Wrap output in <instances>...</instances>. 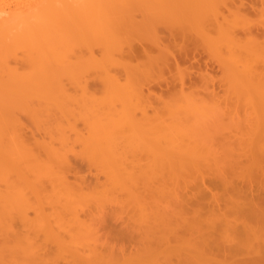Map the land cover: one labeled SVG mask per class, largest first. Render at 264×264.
<instances>
[{"label": "bare ground", "instance_id": "1", "mask_svg": "<svg viewBox=\"0 0 264 264\" xmlns=\"http://www.w3.org/2000/svg\"><path fill=\"white\" fill-rule=\"evenodd\" d=\"M29 1H20V3L23 4V6L25 2L29 5ZM2 2L3 1L0 0V55L5 51V49L9 50L10 48H13V51H17L16 48L25 47L24 49L26 50V52L28 50L29 52L36 54L35 58H37V60H35L34 63V74H32L33 72L30 71L32 74L29 75L31 76V80L26 79V76L23 75L24 72L22 74L23 76L19 74L23 77H19L20 80H18L16 78L17 76L15 75H13V77L10 76L11 80L10 77H8L10 81L13 82L12 79H14V83L18 84L14 86V83L10 82V84L14 86V88H11V85L3 80L2 74L4 72L6 73V71L8 70L10 71L7 72L8 75L13 73L11 69H13L17 74L15 70L16 67H8L10 64L7 66V62H4L11 60V57L9 60H2L4 56H0V115H5L4 118L6 119V116H8L9 112L8 108H14L13 113H15V111H17L16 109L18 108H20V110L24 109V105H27L29 103L27 102L28 99L26 100L25 98L29 95L26 96V94L28 92H31V95H33V91H35L37 94L38 92H48V89L50 88H48V85L51 83L50 81L54 80V77L56 79V81L54 80V82L56 83V85L59 84L60 86V88L58 87L59 89L57 90V92L59 91V95L56 94L55 98L62 96V98L60 99L62 100L61 102L63 104H61L63 106L60 105V103H57L59 107H65L66 110V108L69 107L67 106V103L71 105H73L72 102L75 105L76 103H81L83 105L80 104V107L83 106L82 109H86L85 111L87 113V116H91L90 118L94 117V114L99 116V113L103 112L100 111L102 109L101 107H104L103 109H107V107H109V109H111L112 111L109 109L107 110L108 112H111L108 113L106 112V110H104L102 116L101 114L99 117L95 116V119L87 118L85 116L86 113H84V116L87 118V120L90 119V121L86 120L87 122L82 120V118L84 119L85 117L83 116V113H81L82 111L80 112L82 115L81 120L85 124V129L88 131L87 134H89V137H91V140H88H90L91 142L93 141L94 144H92L94 145L93 147H95V151L91 147L92 145L89 144L90 146L87 147L90 149V151H94V153H92L96 155L97 158L100 159V161L102 159L105 161L102 162L107 163V167H109V178L113 176L111 180H114V178L116 177L113 183H119L118 186L122 185L123 183H126L128 185L129 183V186H127V188L125 189H128V191L134 197V200H136V205L140 210V215L137 220H140L132 222L133 217H130L131 220L128 219V221H131L134 226L141 231V234H139L136 238H132V240H134L138 244V250H136V253L130 254L126 250H121V255H116V252L113 250L104 253L102 250H100L99 240L101 236L99 235V233L101 229L104 230L103 227L105 225H103V223L101 222L96 224L95 220L93 219L85 220L82 219L80 215H76L78 214V212L74 207L75 204H72L73 206L71 205V207L69 208H67L68 206L66 204L64 205L67 206L66 208H64V211L65 209L66 211L67 209H72L76 212L73 213L72 210H69L73 213H71L72 217L69 216L70 218L66 216L67 218L63 219L62 216L64 215V211L62 212L63 214L61 213V211H59V213L62 214V216L60 215L62 218L54 217L52 215H47L45 217L41 215L43 212L40 211V209L37 210L36 205L38 204L37 207H39V205L40 207L42 206L40 200L42 199L41 197L43 195H39L41 197L37 196L40 192L44 191V186L39 182L43 181L45 176L48 177L51 171L52 173L56 171H53V166H51L53 169L52 170L51 167H49L48 165L46 166V163H44L45 165L42 164V161L49 151V154L53 155L51 152L53 150H48L49 147H46L45 145L43 146L44 154L41 152V154L39 155V152H36L35 148L40 146L39 149L37 148L38 150H40L42 142H40L41 144H39L38 141L35 142L34 139H32V141L34 142L32 144L29 140L30 138H26L23 134L24 132L22 133V130L24 131L25 128H19L18 125H13V129L11 130L17 129L18 127V132H14L15 135H12L11 139H13L14 136L18 137L17 140L20 143L14 138L17 142V144L16 142L15 144L20 147L19 148L18 146H16V149L18 147V153L20 155L21 153H23V157L21 158H23V160L25 158L26 161H23L22 166H19L21 164V159H16L15 157L11 156L12 154H10V152L8 153V151L11 150L8 146H11L9 144H12L10 142H12L13 140H11L10 137L8 138L9 135H6L7 129L5 128L4 130L3 127L5 126V124H3L2 126L1 123L3 122H1L0 175H2V172L6 168L4 158L7 154H10V160H14L15 158V161L13 162L12 160V162L16 166L14 164L11 165L10 163H8L9 166L11 165V167H17V164H19L16 168V170H18L17 173L19 174L17 175L16 173L15 177L19 176L20 171L24 169V173L26 174L27 178L31 179L33 183H30V185L29 183L27 185L25 184V188L29 190V192L22 187V190L21 188H18V193H15L17 188L15 189V187H13L12 185H8V183H6V181H3L4 179L0 177V184H2L0 185V187H3V183L5 182L8 186H10V189L5 185V183L4 185L9 190H11V192L8 191V189L4 186L3 188H5L6 190H1L2 195L0 194V264H53L52 261L50 262L51 259L49 258L51 250L49 247L50 245L56 246L57 248L62 250V253H64L65 255H69H67L68 259L66 260L67 262L65 264H136L134 263V261H137L138 263L141 262L142 264H264V207L257 202L256 195L252 188L253 185L251 180L255 174L256 177H259V179L262 178V180L260 179V181L264 183V141L260 142V140H264V134L260 133L261 129H264V122L262 123V120L264 121V115L261 113L264 109V9L261 10V14H263V17L261 16L262 19L260 20L261 23L259 22L258 24H255V21L248 19V14L250 12L257 14V8L254 5V2L253 4L249 5L245 0H31L30 3H34L30 4L28 8L27 6H25L27 9L21 12H16L19 10L17 9L18 6L20 7L21 5L20 3H17L19 5L16 6L17 10L14 8L16 11H14L13 13H11L10 11L5 13L7 8L4 10L3 7H1ZM257 2L259 4H263L264 0H257ZM250 3L252 2L250 1ZM146 9H148L147 17L150 19V21H147L149 19L144 17V20L142 19L138 21L139 19H136V14L139 13L137 15L142 16V11L146 12ZM259 9L260 8H258V10ZM8 10H11V8ZM7 13L9 15L5 16ZM141 21H146L148 25L145 26L144 23H140ZM65 27H67L68 29L65 30ZM56 28H60L61 30L64 29L63 31L68 35L62 33L63 36H61V34L60 38L59 35L57 37V35L55 34V30H57ZM145 32H148L149 37L143 40L139 38L140 36L137 37L138 34ZM130 34L131 37L129 36ZM240 35H244L243 38ZM127 36H129L130 38H127ZM67 38L70 39V42L72 41L71 44L68 42L70 46L76 44L74 41H76L77 39L78 42L80 40H85L88 42L89 46L86 44L84 45L88 46V49L90 48V55L87 60L86 58H84L85 65L84 67H82V71L88 69L86 68V64H89L90 66L92 65L93 69L97 68V72L99 71L98 69H100L101 71L102 66H100L99 64L98 68L96 58L94 57V55L97 54L94 53V46L101 48L100 51L103 49L107 58L104 57V55L102 54L103 52H98L101 53L100 55H102L104 59L106 58L109 60L108 55L111 56L115 51L114 54L116 53L117 56L121 55L122 58L126 57L125 55H127L126 59L129 58L130 60L131 58V62L134 59L137 60V58L139 57L140 59L142 58V61L136 63V65H132L129 63L127 64L128 66L126 64L124 65L123 63L124 66L128 67H123L124 70L126 69V71H123V69H121L122 65H120V70L125 72L126 75V78L124 79L125 81L123 82L120 81V77L116 75V72H114V74L111 73L112 70L109 71V69L107 68L108 72H106L104 69L107 75L102 73L101 75L105 79L100 78V81L104 80V82L102 81L104 83L103 89L102 87L100 89V85H97V88H99L98 90H96L97 88L95 89L96 92H93L94 88L92 89V92L94 94L96 93V96H94L92 93L91 94L93 96L90 95V93L89 95L88 93H82L81 96L83 98L80 97V94L74 96V94H76L75 92L74 94H71L68 91L70 88H65L64 84H66L67 81L65 80V82L62 79L63 76H59V74H61L60 72H58L60 68L55 65L56 63L54 64L51 62V59H53L54 57L51 54L55 55V49L53 50L54 47L52 46L54 45V40L61 39L60 42L62 40V42H64V39H66V41L68 40ZM180 39L182 40V43L176 42ZM145 40L147 41V43H150H148L149 47L152 45L150 47L151 49L145 47V45L143 44V42H146ZM81 41L79 45H76L82 47L81 44H83V42ZM58 44L61 43H59L58 41ZM76 45L75 47H77ZM75 47L74 51H79L75 49ZM152 48H154V50H156L157 52H154ZM11 50L12 49H10L9 51L11 52ZM61 51L59 50L60 55L62 56ZM86 51L88 52V50ZM122 54L125 55L123 56ZM60 55H55L59 57H56L58 60H60ZM69 56L70 57L67 60H70L71 57L74 58V56ZM75 56L78 57V55L76 54ZM196 56H199L201 58H203V56H207L208 58L207 60H202L200 58L197 59ZM24 57L25 56H23V58ZM83 57L80 58L82 59ZM120 58L121 57L117 59ZM16 59L17 58L13 59V62L15 60V62L17 63L18 59L17 61ZM110 60L113 61L111 57ZM54 61L56 60H53V62ZM62 61H65V59L63 60L62 58ZM74 61L68 62L70 64L67 63L66 69L63 66L64 70L67 71H64L62 67L61 69L67 73L68 71L70 73L72 71V74L76 71L80 72L81 70L76 69L77 65ZM9 62H12V60ZM73 62L76 66H69L72 65ZM104 62L105 61L103 60V65ZM29 63L33 64L31 60ZM82 63L78 62V65L81 66L80 64ZM125 63H127V60ZM194 63H196L198 67L195 69L204 70L202 69V67L205 68V72H199V77H197L199 79L202 77L200 80L205 78V80H203L204 82H209L206 80V77H208L206 76L207 74H205L208 73L206 71L214 70L213 67L215 66H217L218 69L222 71L223 76L218 78L219 80L217 78H213V76H210V72L208 77V80H210V82L215 79V83L217 80L220 83H224V85L226 86V92L224 93L225 95L222 96L223 99L222 97H220L222 100L218 97V94L215 91L212 92L214 93V95L215 93L217 95H210L209 99L207 98L208 101L204 99L205 97L202 98V95L199 96V93L195 96V94L191 90L190 92L184 91L185 87L188 88V86L192 85L193 87L194 84L196 85V83L192 84V82H196L192 78L194 77V79H197L195 78V71L191 72L192 67H194ZM107 64H110V62L108 63L107 61ZM181 64H185L186 66L187 64H190V67L182 68L180 66ZM94 65L97 66L94 67ZM129 65H132L131 69L129 68ZM53 66H55L56 68ZM30 69H32V67H29V70ZM172 69L176 70V74H173L172 80H169L171 79V77L166 78L164 77V75H166L167 72L169 74H172ZM90 70L92 72L91 68ZM27 71L28 69L25 72ZM117 71H119V69ZM79 72H76V74H78ZM81 72L78 74L79 76L75 74L74 78H81L80 76L84 78V74H82ZM19 73H21V70L19 71ZM67 73L62 75L65 76ZM70 73L69 75H66L68 79L65 77V79H67L68 81L71 80L69 76H71L72 74ZM56 74L59 76L60 81L57 79ZM33 75L35 76V79H32V77H34ZM87 75H85V78ZM91 75L92 74H90L89 76ZM101 75L98 76L100 77ZM155 75L158 79H155ZM29 76L27 77L29 78ZM210 77H212V79ZM51 78L53 79L51 80ZM71 78L73 77L71 76ZM62 81L65 82L63 86H61ZM54 82L52 84H55ZM190 82L191 85L189 84ZM163 84H166L167 87H181L180 91L178 90V93L177 91H175L177 94L175 92L173 94H168H171L170 98H173L169 100L168 97V100L165 103L166 105L162 103V105H164L165 107L164 110H175L180 108V106L182 105V109L184 108L189 110L193 105L194 107L192 109H194L195 107H197V109L198 107L199 109H205L206 107V109L212 110L213 108V110H216L217 108L221 107L222 112L223 108H225L224 112L222 113L223 118L225 116L231 118L233 115L232 113H234L233 117L235 115L236 117H238L237 122H235L236 125L234 124V128L237 132L234 129L229 132L228 129L226 127L225 128L230 134L231 132L237 133L235 136H232V142L235 141L236 144H234V142L233 144L238 147L240 146L241 148L239 147V150L241 151H238L236 153V147L234 148V145L230 144L231 142L228 141L229 147L233 153L229 151L231 155L229 154L230 156L226 157L225 153L222 152L221 154L223 155L219 156L220 153L218 154L217 148L213 147L212 145L215 139H212L211 142V140L209 141V138H205L204 140L202 137H197L201 133L200 129H202L203 126H200L202 124L200 125L198 123L197 125V122L191 123L190 121L189 123L182 122L188 124L186 125L185 129H183V124L181 123V121H175L177 120V116L174 117L173 115H176L180 109H178L177 112L173 111L175 113L173 115L171 114L172 116L170 118H167V120L163 118L164 116H161L162 112L160 110L159 111L161 112V115H159V113H157L156 115H149L147 110L148 108L145 106V104L148 105V100L151 97L149 96V94L144 95L145 92L143 91V88L154 85L160 86L161 88ZM205 84L208 85V83ZM7 87L10 89L8 90ZM88 87L89 86H87V90ZM79 88L81 90V87ZM99 89L102 90V92L104 91L103 93L101 92L102 96L105 95L104 97L101 96L102 99H100L99 95L97 94L99 93L98 91H100ZM35 92V95L33 96H35L34 98H37ZM19 95L20 97L22 96L25 98V104L23 103L24 101L22 102L23 108H21L22 104L17 99V96ZM49 95H51V97H49L52 99V93ZM89 96L91 97L89 98ZM97 96L99 99L97 98ZM160 98L163 99V96H160ZM50 100H45L46 102L44 104V107L42 106L41 109L45 108V106L47 107V104L49 103H47V101ZM36 101L38 102V100ZM40 101H42V99ZM231 101H234V103L232 102V104H234L233 106H229V102ZM245 101L248 102H246L245 104L249 105V109H247L246 112H248L249 110L250 115H248L249 113H245L246 116L244 115V117L246 122L249 123L243 122L244 119L242 117V111H239L240 106H243L241 105V103ZM7 102H9L10 104L7 105ZM16 103H20L21 106ZM211 103L213 104L211 105ZM219 103L223 105L220 106ZM64 104H66L67 107ZM103 104L108 105L106 107V105L104 106ZM175 104L181 105L176 106ZM204 104L207 105L204 106ZM216 104H218L219 106ZM15 105H18L19 107H16ZM84 105H86L88 108H85ZM100 105L102 106L100 107ZM173 105H175L174 109L172 107ZM3 106H5L4 109L2 108ZM187 106L190 107L188 108ZM48 107H51L50 104L48 105ZM25 108H29V105ZM52 108L53 107H51V109ZM257 108H259L258 111L262 109L261 112H256ZM12 109H10V112H12ZM46 109L41 110V112L46 111L45 113L48 114L47 111L49 110ZM88 109H91L94 112H89ZM66 111L65 113H67ZM180 111L179 113H182ZM68 112L71 113L70 110ZM190 112L192 111L190 110ZM90 113H92L93 115H90ZM138 113H141V115L139 114L140 117ZM183 113L185 114V112ZM260 113L263 116H261L262 118L260 117ZM72 114L74 115V113ZM186 114H188V112ZM248 116H250V118L252 116L254 120H251ZM8 117L10 118V116ZM250 121L254 122L250 123ZM10 122H12V120ZM10 122H8V124ZM17 122L19 124V121ZM77 122H79L78 119ZM75 124L76 123H73V125ZM20 125L21 124H19V126ZM70 125L73 126L72 124ZM217 126L214 125V127ZM67 127L69 126L67 125ZM75 127L77 126L75 125ZM20 130L21 133H19ZM68 130H70V128ZM225 131L226 130L223 129V132ZM189 132H191L192 135H190L191 133ZM208 134L210 135V133ZM261 134L263 135V139L261 137ZM212 135L213 134L211 133V138H213ZM61 136L60 138H63ZM5 138L10 139L11 141ZM79 138L81 139L80 135ZM6 140L8 141V143H6ZM59 140V143L63 141L62 139ZM206 140H208V143L211 142V144H207L205 142ZM80 143H82L83 145V142ZM259 143H263L262 146L259 145ZM257 144L259 146H257ZM224 145L226 146V144ZM32 146H34L35 148H33ZM256 147L258 149H256ZM16 149H14V151L11 150V153H17ZM235 149L236 151H234ZM20 150H22L23 152H21ZM59 151L60 150H57V152ZM59 153H56L59 157L54 154V157L56 156L58 160H60V157L62 156L60 155L62 152L60 154ZM42 154L44 157L42 156ZM90 154L91 152L89 153V155ZM224 155L225 157H223ZM41 156L43 157V159H41ZM8 157H6V159ZM46 158H48V161L51 160H49V157ZM60 161L67 167H65L66 169L64 168L65 172L64 170L56 171L58 172L57 177L60 185L62 186V189L65 191H69V193L71 191L70 194L67 193L66 195L70 196L72 193H75L74 191L76 190L81 191L83 189H86V186L85 188L79 186L78 188L80 189L75 188L74 186H76L77 184L75 185V183L72 184V182H69L70 176L68 174V169L71 167L73 168V165L69 160L67 161L66 158L64 160L62 158ZM95 161L99 163L98 159H96ZM43 162L47 161L44 160ZM97 162L95 163L97 164ZM25 163H29V165H25ZM234 163L236 165H234ZM52 164H54V162ZM226 167L231 168L228 174L227 171H225ZM18 168H22V170ZM8 169L11 170L10 168ZM12 170L11 172L13 173L14 170ZM43 170L51 171L46 172L45 174V172H42ZM15 172L16 171H14V173ZM36 172L37 175L39 174L38 172H40L38 177H40L42 180L36 179ZM9 173L6 174L11 175V173ZM47 173L49 174L47 175ZM103 173L107 174V172ZM151 173L154 174V177L152 176L153 174L150 175ZM53 174H51L49 177L53 176ZM150 176H152L153 178H150ZM180 176L183 178L182 183H184V185H186L187 179L192 176L200 179L202 183L201 187L205 191H201L198 196L194 197L196 198V200H198L199 196L202 200L205 199V197H209L212 202L209 204L207 203V206L205 207H200L196 200L192 202L179 201V205L174 209L166 207V209H163L162 207H160L158 204V201H160L159 196L164 198L165 196L173 194L174 191L180 189L178 186L179 183L177 184V182L179 181L178 178ZM12 177L15 179L13 175ZM19 179L20 178L17 177L16 181H19ZM45 179L48 180L49 178ZM167 180H169L170 184L173 183V186L168 185ZM48 181L51 184V181ZM172 181H176V185ZM108 182H110V180H108ZM116 185L113 184V188L111 190L107 188L105 189L107 191L109 190L108 192H111ZM16 186L18 187V185ZM220 186L224 188L226 192L225 196L213 193L212 188L217 189L220 188ZM260 186H263L264 191V184ZM2 187L0 189H2ZM50 188L56 191L57 186L55 188ZM121 189V191H125L124 188ZM5 191L8 194V198L6 199L5 197L7 196V194ZM113 192L115 193L117 192V190ZM9 193L14 194L10 195ZM56 193L53 194L55 195ZM30 194H32L33 196L36 194L35 197H32V195L31 197L33 199L37 197V204L36 202H34V200L29 198ZM227 194L228 196H230L229 198L226 197ZM54 195L53 197L51 195V201L55 198ZM11 196L12 199L10 198ZM55 196H58V193ZM63 196H61V198H67V196ZM151 198L156 200H154V202H157L155 206V208L157 207V209L153 208V210L152 208H150L148 200ZM5 200H7L8 203L5 202ZM29 200L33 201L35 206L32 205L33 203H31ZM78 200L80 199L78 198ZM48 201L49 203L51 202L50 199ZM17 203H19V205ZM52 203H50L51 206H48L51 208L53 206L54 208L59 206L57 202V204H55L57 206L52 205ZM61 203L62 202H60V204ZM63 204L64 203H62V205ZM83 205L85 204H82V206ZM10 206L14 208L12 209V213H14V211H22L23 215L20 216L21 218L19 219V221H21L20 224L22 225V227L19 228V225L16 224V222L19 223L18 221H16V219L18 220V218H14V220L13 216L8 213L9 209L11 211ZM26 206L27 208L33 206L30 208L31 210H33L34 208L37 212H40L39 219L38 217H36L35 219H38L37 221L33 219L34 223L31 222L32 219H28V211L27 213L26 211H24V208L25 210L27 209ZM79 206V208L82 209L81 204ZM158 206L162 209H158ZM22 207H24L23 210L21 209ZM88 208L89 207H87V210L90 209ZM194 208L195 210L193 211L192 209ZM61 210H63V208ZM68 212L67 214H70ZM88 212H86V214H88ZM16 214L18 216L19 213H15V215ZM133 221H135V219ZM28 224H30V226H28ZM26 225L30 228V230L32 229L31 227L35 228H33L34 230L32 229L31 232H29L30 230L28 229V227L26 228ZM22 229L23 231H21ZM117 233H119L122 237H126L129 234L128 231H123L122 228ZM82 234H84V237H86V241H84V237H82ZM121 239L122 241L127 240V238ZM82 242H84V244H81ZM85 243L87 244L85 245ZM90 244H92V246ZM83 245L87 246L88 249L90 248L88 250V253L86 252V250L84 251L86 247L84 248ZM79 250H83L82 253H80ZM76 252L78 254L77 256H75Z\"/></svg>", "mask_w": 264, "mask_h": 264}, {"label": "rangeland", "instance_id": "2", "mask_svg": "<svg viewBox=\"0 0 264 264\" xmlns=\"http://www.w3.org/2000/svg\"><path fill=\"white\" fill-rule=\"evenodd\" d=\"M3 2H2V5H1V7H3V9L5 10L6 8H7V10L5 11V13L6 12H8V11H10L11 13H13L14 11H16L17 9H19L18 11H16V12H21V11H24V10H26L27 8H28V6L30 5V4H33L34 2H31L30 3V1L29 0H20V1H29V5L28 4H26V2L24 3V6H23V4H21L20 3V1L19 0H2ZM8 3H6V2ZM35 1V0H34ZM53 1V0H52ZM54 1H56V0H54ZM246 1V3L247 4H253V2H254V5L256 6V8H257V14L256 13H253V12H250L249 14H248V19H250V20H252V21H255L256 23L255 24H258L259 22L261 23V19H262V17L264 16L263 14H261V10L262 9H264V3L263 4H259L258 2H257V0H250L252 3H250V1L249 0H245ZM16 2V3H15ZM6 3V4H5ZM9 3H10V5H9ZM13 3V4H12ZM17 3H20L21 5H20V7L18 6V8L16 7L17 5H19V4H17ZM28 3V2H27ZM55 3V2H54ZM15 4V5H14ZM13 5V6H12ZM8 6V7H7ZM25 6H27V8L25 7ZM262 7V8H261ZM11 8V10H8V9H10ZM16 10H15V9ZM21 8V9H20ZM258 8H260L259 10H258ZM12 9H14V10H12ZM143 12V15L142 14H140V15H142V16H138L137 14H139V13H137L136 14V19L138 20V21H140V20H142L143 19V17L144 18H148L147 17V15H148V9H146V12L145 11H142ZM10 13V14H11ZM256 14V15H255ZM7 15H9L8 13L5 15V16H7ZM263 15V16H262ZM3 16H4V14H3ZM262 16V17H261ZM149 19V18H148ZM144 20V19H143ZM145 20H147V19H145ZM147 21H150V19L149 20H147ZM140 23H144L145 24V26H147L148 25V23L146 22V21H141ZM260 25V24H259ZM64 27V26H63ZM57 29V28H56ZM63 29V28H62ZM68 28L67 27H65V30H67ZM64 30V29H63ZM63 30H61L60 28H58L57 30H55L56 32H55V34L57 35V37H58V35H59V38L61 37V36H63V34L62 33H65ZM68 32V31H67ZM53 33H54V30H53ZM165 33V32H164ZM62 34V35H61ZM65 34H67V33H65ZM61 35V36H60ZM68 35V34H67ZM71 36V35H70ZM70 36H69V38H70ZM130 37H131V34L129 35ZM129 36H127V38H130ZM138 36H140L139 38L141 39V40H143V39H145V38H147V37H149V34H148V32H145V33H141V34H138L137 35V37ZM152 36V35H151ZM242 38H243V36L244 35H240ZM67 37V36H66ZM151 38V37H150ZM68 39V38H67ZM149 39V38H148ZM61 40V39H60ZM60 40H54V45H52L53 47V50H54V53H55V55H60V52H59V50L61 51V50H63V51H61L62 53V56L60 55V60H58L57 58H59L58 56H55L54 54H51V55H53L54 57H53V59H51L52 61V63H56L55 65L58 67V68H60L59 70H61V71H59L58 69V72H60L61 74H59V73H57V74H59V76H63V80L66 82V84H64L65 82L64 81H62V85L61 86H63V84L65 85V88H70L68 91L71 93V94H74V92L76 93V94H74V96L75 95H79L80 94V97L81 98H83L81 95H82V93H88V95H89V93H90V95H94V96H96L93 92H96L95 91V89L97 88V85H100L99 87H100V89H101V87H102V89H103V86H104V80H101L100 81V78H104L101 74L103 73V74H105V75H107L106 74V72H108L107 71V68L109 69V71L110 70H112V72L111 73H114V72H116V75L117 76H119L120 77V81H125L124 79L126 78V75H125V72H123V71H126V69L124 70V68H128V67H126V66H124L125 64L127 65V64H132V65H136V63H139V62H141L142 61V58L140 59V57L139 58H137V60L136 59H134L132 62L130 61L131 60V58H130V60H129V58L128 59H126V57H127V55H125V54H122L123 56L125 55L126 57H123V58H125V59H123L122 58V56L121 55H119V56H117V54L115 53L114 54V52H113V54L111 55V56H109L108 54V58H109V60H110V57H111V59H113V61L112 60H108V59H106L107 57H106V54L104 53V51H103V49L100 51V49L101 48H98V47H93L94 49H95V51H94V53H97V54H95L94 55V57L96 58V61H97V65H98V68H99V64H100V66H102V68H101V71H100V69H98L99 71L98 72H100V73H98L97 72V68H94L93 69V67H92V65L90 66L89 64H86V68H88V69H84L85 71H82V67H84V65H85V62H84V58H86V60H87V58H89V49H88V42L87 41H85V40H83V41H81V42H83V44H81L82 45V47L81 46H77V45H79L80 44V41L78 42V39L76 40V41H74L76 44H74V43H72V44H74V45H69V43L71 44V42H70V39H68L67 41H66V39H64V42H60ZM58 41H59V43H61V44H58ZM146 41V40H145ZM176 41V40H175ZM69 42V43H68ZM176 42H181L182 43V40L180 39V40H178V41H176ZM63 43V44H62ZM65 43V44H64ZM90 43V42H89ZM149 43V42H148ZM147 43V41L146 42H143V44L145 45V47H147L148 49H151L150 47L152 46H150L149 47V44ZM84 44H86V45H88V46H85ZM92 44V43H91ZM59 46V48H58V46ZM63 45H65V46H63ZM68 45V46H67ZM75 45L78 47H75ZM178 45V44H177ZM73 46V47H72ZM85 46V47H84ZM127 46V45H126ZM64 47V48H63ZM70 47V48H69ZM72 47V48H71ZM74 47H75V49H77V50H79V51H74ZM25 48V47H24ZM24 48H22V47H20V48H16L17 49V51L15 50V51H13V48H10V49H12L11 50V52L9 51V50H7V49H5V51L3 52V53H5V54H1L2 56H4V58L2 59V60H4V59H6V60H9L10 59V57H11V60H12V62H9V61H11V60H9V61H4V62H7V66L8 67H11V68H15V70H16V72H17V74L14 72V70L13 69H11L12 70V72L13 73H11V74H7V72H10L9 70L8 71H6V73L4 72L2 75V77H3V80H5L6 82H8L9 84H10V82H12V81H10L11 80V77H13V75H15V76H17L16 78L18 79V80H20L19 79V77H22L23 75L24 76H26V79H29V80H31L30 79V77L31 76H29V75H32V74H34V71L33 70H35V60H37V58H35L36 57V54L35 53H32V52H29L28 50H27V52H26V50L24 49ZM52 48H51V50H52ZM57 48V49H56ZM62 48V49H61ZM80 48V49H79ZM87 48V49H86ZM99 50H98V49ZM15 49V48H14ZM72 49H73V51H72ZM85 52H83L82 50ZM88 50V52L86 51V50ZM153 50H154V48H152ZM71 50V51H70ZM126 50V49H125ZM13 51V52H12ZM20 51H21V53H20ZM58 53H57V52ZM83 53H82V52ZM98 51H100L103 55H104V57H106L105 59H104V57L102 56V55H100L101 53H99ZM15 52V53H14ZM53 52V51H52ZM72 52V53H71ZM76 52V53H75ZM79 52V53H78ZM93 52V51H92ZM154 52H157L156 50H154ZM6 53H7V55H6ZM12 54V56H11V54ZM18 53V54H17ZM51 53V52H50ZM71 53V54H70ZM74 53V54H73ZM8 54H9V56H8ZM22 54V55H21ZM24 54V55H23ZM66 54H67V56H66ZM75 54L76 55H78V57L77 56H75ZM79 54H80V56H79ZM87 56H86V55ZM0 55V56H1ZM19 55V56H18ZM26 55H27V57H26ZM65 55V56H64ZM69 55H71V56H74V58L73 57H71L70 58V60H67L70 56ZM82 55V56H81ZM100 55V56H99ZM7 56V57H6ZM23 56H25L24 58H23ZM84 56V57H83ZM14 57V58H13ZM52 57V56H51ZM57 57V58H56ZM67 57V58H66ZM80 57H83L82 59L80 58ZM113 57V58H112ZM119 57H121L120 59H123V60H120V59H117V58H119ZM2 58V57H1ZM15 58H17L18 59V62L16 63L15 62V60H14V62H13V59H15ZM55 58V59H54ZM62 58H63V60L65 59V61H62ZM81 59L82 61H83V63H82V61L81 60H79V59ZM196 58L197 59H202V60H207V56L205 57V56H203V58H201V57H199V56H196ZM17 59H16V61H17ZM34 61H33V60ZM78 60V62L79 63H82V64H80L81 66H79L78 65V62H77V60L76 61H74V60ZM99 59V60H98ZM117 59V60H116ZM138 59H139V61H138ZM30 60L32 61V63L34 64H30L29 62H30ZM53 60H56V61H54L53 62ZM103 60L106 62H104V65H103ZM126 60H127V63H125L126 62ZM58 61V62H57ZM72 61H74V62H76V65H75V63L73 64L72 63V65H69V66H73L74 67V65L77 67L76 69H78V70H81L80 72L82 73V74H84L83 76H84V78L82 77V76H80L81 78H77V79H75L74 78V76H75V74H76V72H79V71H76L75 73H73L72 74V71H71V73L68 71V73L67 72H64V71H67V70H64V68H63V66L65 67V69H66V66H67V63L68 62H72ZM81 61V62H80ZM99 61H101V62H99ZM107 61H108V63L110 62V64H107ZM138 61V62H137ZM9 62V63H8ZM60 62H61V64H60ZM64 62V63H63ZM99 62V63H98ZM113 62H115V63H113ZM111 63H112V65H111ZM123 63H124V65H123ZM68 64H70V63H68ZM33 65V66H32ZM53 65V64H52ZM83 65V66H82ZM97 65H94V67H96ZM110 65V66H109ZM120 65H122V67L120 66ZM132 65H129L130 67V69H131V67H132ZM190 64H187V66L185 65V64H181L180 66L182 67V68H185V67H190L189 66ZM109 66V67H108ZM128 66V65H127ZM214 66V65H213ZM29 67H32V69H30L29 70ZM53 67H55V66H53ZM61 67H62V69L64 70H62L61 69ZM120 67H121V69H123V71H121L120 70ZM124 67V68H123ZM19 68V69H18ZM21 68V69H20ZM56 68V67H55ZM90 68L92 69V72H91V70H90ZM116 68H117V70L119 69V71H117L116 70ZM195 68H198L197 67V64L196 63H194V67H192V71L191 72H193V71H195L194 72V74H196L195 75V78H197V77H199V72H205L204 70H205V68L204 67H202V69H204V70H199V69H195ZM18 69V70H17ZM28 69V71L27 72H25L26 70ZM104 69H105V71H104ZM213 69L214 70H209V71H206V72H208V73H205V74H207L206 76H208L209 77V72H210V76H213V78H220L221 76H223L222 74V71L221 70H219L218 69V67L217 66H215V67H213ZM21 70V73H19V71ZM56 70V71H57ZM74 70V69H73ZM95 70V71H94ZM103 70V71H102ZM191 70V69H190ZM33 72L32 74H31V72ZM23 72H24V74H23ZM79 72V73H80ZM86 72V73H85ZM87 72H89V73H87ZM94 72H95V74H96V76H97V78H96V76H95V74H94ZM197 72V73H196ZM15 73V74H14ZM65 73H67L66 75H69V73L70 74H72L71 76L73 77V78H71V76H69L70 77V79L71 80H69V81H71V82H69L67 79H68V77H66V75L64 76V75H62V74H65ZM78 73V74H79ZM98 73V74H97ZM110 73V74H111ZM127 73V72H126ZM166 73V72H165ZM199 73V74H198ZM202 73V74H203ZM19 74H23L22 76H20ZM56 74V75H57ZM78 74H76V75H78ZM82 74H80V75H82ZM88 74V75H87ZM90 74H92L91 76H93V77H91V76H89ZM109 74V73H108ZM115 74V73H114ZM113 74V75H114ZM119 74V75H118ZM122 74V75H121ZM173 74H176V70H173L172 69V74H169L168 72L166 73V75H164V77H168V78H170L171 77V79H169V80H172V75ZM194 74H193V76H194ZM85 75H87L86 76V78H85ZM98 75H101L100 77L98 76ZM11 76V77H10ZM27 76H29V78L27 77ZM34 76V75H33ZM54 76V75H53ZM59 76L57 75L56 77H57V79L60 81V78H59ZM79 76V75H78ZM8 77H10V80H9V78ZM65 77L67 78V79H65ZM91 79H90V78ZM155 77H156V75H155ZM154 77V78H155ZM208 77H206V80L207 81H209L210 82V80H208L209 78ZM5 78V79H4ZM16 78H15V80H16ZM23 78V77H22ZM202 78V77H201ZM200 78V79H201ZM211 79H212V77H210ZM32 79H35V76L34 77H32ZM53 78H51V80H52ZM61 79V80H62ZM80 79V80H79ZM84 79V80H83ZM105 79V78H104ZM122 79V80H121ZM155 79H158L157 77L155 78ZM162 79V78H161ZM194 81H196V82H192V84L193 83H196V85L194 84L193 85V87H192V85H191V82L189 83L191 86H188V88H184V91L185 92H190V90L191 91H193V93L195 94V96H196V94H198L199 96H201L202 95V98L203 97H205L204 99L205 100H207L208 101V99H209V97H210V95H214V93L212 92V91H215L217 94H218V97L220 98V97H222L223 95H225L224 93L226 92V86L224 85V83H220L219 81H217L216 80V83H215V79L212 81V82H210V84H209V82H204L203 80H205V78L204 79H202V80H200L199 78H197V79H194V77L192 78ZM13 80V82L12 83H14L15 81H14V79H12ZM54 80L56 81V79H55V77H54ZM54 80L53 81H50L51 83L48 85V88L50 89V91H51V93H52V99L50 98L51 97V95H49V94H51L50 93V91H49V89H48V92L47 91H45V92H38V94L35 92V91H33V95H35L34 94V92L36 93V97L38 98H34L35 96H33V95H31L32 93L31 92H28L27 94H26V96L27 95H29V96H27V97H25L26 98V100H27V102H29L27 105H24L25 107H27L28 105H29V108H25L24 107V109H21L20 110V108H18V109H16L17 111H15V113H13L14 112V108L12 109V107L10 108V109H12V112H10L11 110L8 108V116H10V118L8 117V116H6L7 118V120L4 118V116L5 115H3V114H1V115H3V116H1V119H0V123L1 122H3V123H1L2 124V126H3V124H5V126H3L4 127V130H5V128L7 129L6 131H7V133H9V134H7L6 133V135H9L8 136V138L10 137V139L12 138L11 136L12 135H15V133H17L18 132V127L20 128V127H24L23 129H24V131L22 130V133L25 135V137L26 138H30L29 140L31 141V143L33 144L34 142L32 141V139H34V141L36 142V141H38L39 142V144H41L40 142H42V144H41V148H40V150H38L39 149V147H34V146H32L33 148H35V151L36 152H39V155L41 154V152L44 154V152H43V146H45L46 145V147H49L48 148V150L49 149H51V150H53V151H51L52 152V154L53 155H50L49 153H50V151L48 152V154H46V155H48V156H46L45 155V157L43 156V154H42V156L44 157V160L45 161H47V162H54V164H52V163H47V162H43L42 161V164H44V163H46V166L48 165L49 167H51V166H53V169H52V167H51V169L53 170V171H59V170H61V171H63L64 170V168L66 167L60 160L63 158V160L66 158V160L68 161H70V163L73 165V168L71 167V168H69L68 170H69V172H68V174H69V176L71 177H69L68 175V177H69V182H72V184H74L75 183V185L76 186H74L75 188H78L79 186H81L82 188H85V186H86V189H83V190H76V191H74L75 193H72L70 196H68V195H66L67 193L68 194H70L71 193V191H70V193H69V191H65V190H63L62 189V186L60 185V183H59V181H58V172H53L52 173V171L50 172V171H48V170H46V171H42V172H45V174H46V172H50V175L51 174H53V176H51V177H47V176H45V178H49L48 180H50L51 181V184H50V182L48 181V180H46L45 178H44V176H43V178H44V180L43 181H40L39 183L41 184V185H43L44 186V191L43 192H40L39 194H38V196L37 197H41L42 195V199L40 200L41 201V205L42 206H44V207H40V205H39V207H37V200H36V198H32V197H35L36 196V194L33 196L32 194H30V197L29 198H31L32 200H34V202H36V209L37 210H39L40 209V211H42L43 213L41 214V215H43L44 217L45 216H47V215H52V216H54V217H60V218H62L63 217V219H66L67 217L66 216H68V218H70V217H72V214L73 213H76L75 211H73L72 209H69V210H72L73 211V213L72 212H70L68 209H67V211H66V209H65V211H64V208H66L67 206V208H69V207H71V205L72 204H75L74 205V207L76 208V210H77V212H78V214H76V215H80V217L82 218V219H85V220H89V219H93V220H95V223L96 224H98L99 222H101V223H103V225H105L104 227H103V229L104 230H102L101 229V231H100V233H99V235L101 236V238H100V240H99V246H100V250H102L104 253H107V252H109V251H111V250H113V251H115L116 252V255H121L120 254V252H121V250H126V251H128V253H130V254H134V253H136V250H138V247H137V243L134 241V240H132V238H136L139 234H141V231L137 228V227H135L134 226V224L132 223V222H136V221H139V220H137V218H139V215H140V213H139V207H137V205H136V200H134V197L132 196V194L128 191V189H125V188H127V186H129V183H128V185L126 184V183H123L122 185H120V186H118V184L119 183H113L114 182V180L116 179V177L114 178V180H111L112 178H113V176H111L110 178H109V170H108V168L109 167H107L108 165H107V163H104L105 161L104 160H102L101 159V161H100V159L99 158H97V156L96 155H94L93 153H94V151H95V147H93L94 145V143H93V141L91 142L90 140V138L91 137H89L90 135L89 134H87L88 133V131L85 129V124L82 122V120L83 121H85V122H87V121H90V119H95L96 117H99L100 116V114H101V116H102V113H104V110H106V112H108V110L107 109H109V107H107V105L108 104H105L106 105V107H107V109H103L104 107H101L102 105H100V107L103 109H101L100 111H103L102 113H99V116H97L96 114H92V113H90V115L92 114L94 117H92V118H90L91 116H87V113H86V109L85 110H83L82 109V107L83 106H81L80 107V104L79 103H76V105L72 102V104L73 105H71V104H68L67 103V106H69V107H67L66 106V104H64L67 108H69V109H67L66 108V110H70L71 111V113L70 112H68V111H66L65 110V107H59L58 106V104L57 103H60V105H62L63 103L61 102L62 100L60 99V98H62V96L61 97H58V98H55L56 97V94H58L59 95V91L57 92V90L60 88V86H59V84L58 85H56V83L54 82ZM74 80V81H73ZM90 80V81H89ZM96 80V81H95ZM160 80V79H159ZM219 80V79H218ZM98 81V82H97ZM103 81V82H102ZM55 83V84H52V83ZM69 82V83H68ZM90 82V83H89ZM189 82V81H188ZM60 83V82H59ZM100 83V84H99ZM163 83V82H162ZM204 83V84H203ZM205 83H208V85L207 84H205ZM212 83V84H211ZM16 84L17 83H14V86H16ZM52 84V85H51ZM89 84V85H88ZM188 84V85H189ZM11 86V88H14V86L12 85V84H10ZM18 85V84H17ZM67 85V86H66ZM82 85H83V87H82ZM13 86V87H12ZM87 86H89L88 87V90H87ZM59 87V88H58ZM76 87V88H75ZM79 87H81V90H80V88ZM85 87V88H84ZM98 87V88H99ZM8 88V87H7ZM84 88V89H83ZM94 88V89H93ZM98 88L96 89V90H98ZM149 88V89H148ZM10 88H8V90H9ZM75 89H76V91H75ZM82 89H83V91H82ZM92 89L94 90L93 92H92ZM99 89V90H100ZM180 89H181V87L180 86H177V87H173V86H169V87H167V85L165 84H163L162 85V87L160 88V86H156V85H154V86H150V87H144L143 88V91L145 92L144 93V95H148L149 94V96L151 97L149 100H148V105L147 104H145V106L148 108L147 110H148V114L149 115H156L157 113H159V115H161V116H164L163 118L164 119H166L167 120V118H170L175 112H177V110L178 109H180V110H182V111H180V112H182V113H179V111L177 112V114L175 115H173L174 117L175 116H177L176 117V119L177 120H175V121H177L178 122V120L179 121H181V123L182 122H185V123H189V121L192 123V122H197V125H198V123L201 125L200 127H202V129H200L201 131V136H200V134H199V136H197L198 138L200 137H202L204 140H205V138H209V141L211 140V142H212V139H215L214 141H213V147H215V148H217V150H218V154H219V156H222L223 154H221L222 152H224L225 153V155H226V157H229L231 154L229 153V151H231V153H233L232 152V150L230 149V147H229V144H228V141H230L231 143L230 144H233V142H234V144H236V142L235 141H233L232 142V139H233V137L232 136H235L237 133H232L231 132V134L229 133L230 131H232V129H234L235 131H236V129L234 128V124H235V122H237V119H238V117H236V115L233 117V115H234V113H232L233 115H232V119L231 118H229L228 116L225 118H223V115H222V113L224 112V109L225 108H223V112H222V110H221V107L220 108H217L216 110L214 109L213 110V108L212 107H210V108H212V110L211 109H206V107H205V109L203 108V109H199V107H198V109H197V107H195L196 108V110H195V108L194 109H192L194 106L192 105L191 106V108L188 110V109H182L181 107L183 106H180V108H178V109H175V110H164L165 109V107H164V105H166L165 103H166V101L168 100V97H169V100L170 99H172V98H170L171 97V94L170 95H168L169 93H174L175 91H177V93H178V90L180 91ZM87 90V91H86ZM84 91H86V92H84ZM166 91V92H165ZM195 91V92H194ZM81 92V93H80ZM99 93H97L98 95H99V98L100 99H102L101 98V96H102V94H101V92H102V90H100V91H98ZM104 92V91H103ZM102 92V93H103ZM150 92V93H149ZM46 93H47V95H46ZM69 93V94H70ZM92 93V94H91ZM163 94V95H161V94ZM176 93V92H175ZM176 93V94H177ZM215 93V95H217ZM42 94V95H41ZM167 94V95H166ZM39 95V96H38ZM88 95H87V97H88ZM92 95V96H93ZM212 95V96H213ZM214 95V96H215ZM13 96V95H12ZM25 96V95H24ZM50 96V97H49ZM105 96V95H104ZM104 96H102V97H104ZM160 96H163V99L162 98H160ZM15 97V96H14ZM28 97H30V98H28ZM77 97V96H76ZM79 97V96H78ZM84 97H86V96H84ZM91 96H89V98H90ZM25 98L24 97H20V95L19 96H17V99H18V101H20V103L22 104V106L20 105V103H16V104H19V106H21V108H23V103L25 104ZM34 98V99H33ZM40 98V99H39ZM50 100V101H47V107H48V105L50 104V106L51 107H53L52 109H51V107H46L45 106V108H43V109H41L42 108V106L44 107V104H45V100ZM97 98H98V96H97ZM98 98V99H99ZM201 98V97H200ZM208 98V99H207ZM212 98H214V97H212ZM211 98V99H212ZM38 100V102L36 101V100ZM42 99V101H40ZM57 99V100H56ZM59 99H60V101H59ZM85 99V98H84ZM217 99V98H216ZM221 99V98H220ZM222 99H223V97H222ZM221 99V100H222ZM14 100V99H13ZM16 100V99H15ZM33 100V101H32ZM44 100V101H43ZM162 100V101H161ZM24 101V102H23ZM32 101V102H31ZM235 101V100H234ZM234 101H231V102H229V106H233L234 104H232V102L234 103ZM23 102V103H22ZM34 102H35V104H34ZM53 102V103H52ZM236 102V101H235ZM247 101H245V102H243V103H241V105H243V106H240V109H239V111H242V117H243V119H244V121L243 122H246V120H245V117H244V115H245V113H249L248 115H250V112H249V110H248V112H246L247 111V109H249V105L248 104H245ZM13 103V102H12ZM32 103V104H31ZM62 103V104H61ZM162 103L164 104V105H162ZM221 103V102H220ZM219 103V104H220ZM248 103V102H247ZM8 104H10L9 102H7V105ZM43 104V105H42ZM52 104V105H51ZM78 104V105H77ZM213 103H211V105H212ZM232 104V105H231ZM14 105V104H13ZM33 105H34V107H33ZM81 105H83V104H81ZM104 105V104H103ZM104 105V106H105ZM168 105V104H167ZM176 105V104H175ZM175 105H173L172 107H173V109L175 108ZM178 105V104H177ZM176 105V106H177ZM179 105H181V104H179ZM178 105V106H179ZM207 105V104H206ZM205 104H204V106H206ZM216 105H218V104H216ZM221 105H223V104H220V106ZM6 106V105H5ZM5 106H3L2 108L4 109L5 108ZM16 106V105H15ZM18 106V105H17ZM16 106V107H17ZM18 106V107H19ZM41 106V107H40ZM63 106V105H62ZM150 106V107H149ZM196 106H198V105H196ZM210 106V105H209ZM208 106V107H209ZM219 106V105H218ZM247 106V107H246ZM8 107H10V106H8ZM84 107L85 108H88L86 105H84ZM105 107V108H106ZM117 107H119V106H117ZM172 107H171V109H172ZM184 107H186V106H184ZM188 108L190 107V106H187ZM214 107V106H213ZM1 108V109H2ZM48 109L49 111H50V116H49V111H47L48 112V114L47 113H45V112H41V110H44V109ZM63 108H64V111H63ZM150 108V109H149ZM163 108V109H162ZM6 109H7V107H6ZM41 109V110H40ZM46 109V110H47ZM51 109V110H50ZM60 109V110H59ZM62 109V110H61ZM82 109V110H81ZM100 109V108H99ZM119 109V108H118ZM258 109L259 108H257L256 109V112H261V110H259L258 111ZM98 110V109H97ZM96 110V111H97ZM109 110H111V109H109ZM157 110H158V112H157ZM162 112H160V111ZM183 110H185V111H183ZM190 110L192 111V112H190ZM194 110V111H193ZM220 112H219V111ZM245 112H244V111ZM65 111L67 112V113H65ZM82 111V112H81ZM84 111V112H83ZM88 111L90 112V111H93V110H91V109H88ZM112 111V110H111ZM111 111H109V112H111ZM173 111H175V112H173ZM215 113H214V112ZM217 111V112H216ZM4 112V111H3ZM2 112V113H3ZM83 113V116H84V113H86L85 114V116L87 117V118H90L89 120H87V118L85 117L84 119L82 118V115H81V113ZM94 112V111H93ZM108 112V113H109ZM156 112V113H155ZM183 112H185V114L183 113ZM188 112V114H186ZM190 112V113H189ZM244 112V113H243ZM6 113H7V111H6ZM5 113V114H6ZM72 113H74V115H75V118H77L78 120H79V122H77V119H75L74 118V115L72 114ZM75 113H78V114H75ZM161 113V114H160ZM164 113V114H163ZM227 113H228V111H227ZM241 113V112H240ZM263 115H264V109L262 110V112H261ZM261 113H260V117L262 116L261 115ZM14 114H15V116H14ZM141 115V113H138V115ZM172 114V115H171ZM215 114H218V115H215ZM47 115H48V117H47ZM78 115H80V116H78ZM140 115H139V117H140ZM13 116V117H12ZM218 116V117H217ZM246 116V115H245ZM3 117V118H2ZM16 118V120H15V118ZM54 117V118H53ZM174 117H172V118H174ZM249 118H250V116H248ZM263 117V116H262ZM261 117V118H262ZM53 118V119H52ZM80 118V119H79ZM81 118H82V120H81ZM188 118V119H187ZM75 119V120H74ZM242 119V118H241ZM251 120L253 119V117L251 116V118H250ZM249 119V120H250ZM7 122H6V121ZM12 120V122H10ZM46 120H48V121H46ZM81 120V121H80ZM87 120V121H86ZM170 120H172V119H170ZM170 120H168V121H170ZM248 120V119H247ZM254 120V119H253ZM262 120V119H261ZM17 121H19V124H21L20 126H19V124H18V122ZM71 121V122H70ZM173 121H174V119H173ZM242 121V120H241ZM8 122H10L9 124H8ZM221 122V123H220ZM251 122H254V121H250V123ZM264 121L262 120V123H263ZM14 123H16V124H14ZM73 123H76L75 125L77 126V127H75V125H73ZM83 123V124H82ZM185 123H182L183 124V129H185V127H186V125H188V124H185ZM190 123V124H191ZM215 123V124H214ZM218 123V124H217ZM246 123H249V122H246ZM8 124V125H7ZM11 124V125H10ZM70 124H72L73 126H71ZM194 124H196V123H194ZM221 124V125H220ZM13 125H18V127H17V129H14V130H11V129H13ZM22 125H24V126H22ZM67 125L69 126V127H67ZM214 125H218L217 127H214ZM236 125V124H235ZM12 126V127H11ZM71 126V127H70ZM224 128H223V127ZM228 126H230V127H228ZM16 127V126H15ZM14 127V128H15ZM74 127V128H73ZM213 127H214V129H213ZM228 129V131L229 132H227V129ZM10 128V129H9ZM70 128V130H68ZM197 128V127H196ZM222 128V129H221ZM231 130H230V129ZM199 129V128H198ZM218 129V130H217ZM221 129V130H220ZM223 129H225L226 131L225 132H223ZM17 130V131H16ZM71 130H72V132H71ZM79 130V131H78ZM196 130V129H195ZM217 130V131H216ZM5 131V132H6ZM60 131V132H59ZM74 131V132H73ZM188 131V130H187ZM15 132V133H14ZM64 134H63V133ZM193 132V131H192ZM196 132H198V131H196ZM237 132V131H236ZM12 133V134H11ZM14 133V134H13ZM19 133H21V130H20V132ZM56 133V134H55ZM74 133V134H73ZM189 133H191V132H189ZM206 133H207V135H206ZM208 133H210V135L208 134ZM211 133L213 134L212 136H213V138H211ZM217 133V134H216ZM229 133V134H228ZM260 133H262V134H264V129H261V132ZM54 134V135H53ZM60 134V135H59ZM61 134H62V136H61ZM196 134V133H195ZM198 134V133H197ZM204 134V135H203ZM219 134V135H218ZM222 134V135H221ZM224 134V135H223ZM233 134V135H232ZM244 134H246V133H244ZM261 134V137L263 136ZM17 135V134H16ZM79 135L81 136V139L79 138ZM190 135H192V133L190 134ZM217 135V136H216ZM60 136L61 137H63V138H60ZM66 136V137H65ZM53 137V138H52ZM260 137V138H261ZM264 137V136H263ZM263 137H262V139H263ZM8 138H5V139H8ZM17 140V138L18 137H16V136H14L13 137V139H11V140H13L12 142H10V143H12V144H9V145H11V146H8L12 151H14V149H16V146H18V145H16L17 144V142H16V140ZM82 138H85V139H82ZM196 138V137H195ZM10 139H8L9 141H11ZM59 139H62L61 141V143H63V144H61V143H59L60 142V140ZM88 139H90V140H88ZM230 139V140H229ZM40 140V141H39ZM18 141V140H17ZM222 141H223V143L224 144H226V146L222 143ZM264 140H260V142H263ZM15 142H16V144H15ZM19 142V141H18ZM52 142V143H51ZM53 142H54V144H53ZM71 145H69L68 143ZM80 142H83V145H82V143H80ZM207 144H211V142H209L208 143V140H206L205 141ZM6 143H8V141L6 140ZM20 143V142H19ZM18 143V144H19ZM88 143V144H87ZM93 143V144H92ZM258 143V142H257ZM264 143V142H263ZM262 143V144H263ZM15 144V145H14ZM49 144V145H48ZM85 144V145H84ZM92 145L91 147L94 149V151H90V149L88 148L90 145ZM228 144V145H227ZM233 144V145H234ZM238 144V143H237ZM262 144L261 143H259V145H261L262 146ZM12 145H13V147H15V148H13L12 147ZM20 145V144H19ZM51 145V146H50ZM54 145H55V147H54ZM224 145V146H223ZM258 144H257V146H259ZM70 146V147H69ZM86 146V147H85ZM88 146V147H87ZM232 146V145H231ZM264 146V145H263ZM19 147V146H18ZM18 147H17V153L16 152H13V153H11L12 151L10 150V149H8V150H10V151H8V153L10 152V154H12L11 156L12 157H15L16 159L17 158H20L21 159V164L19 165V164H17V167H18V165L19 166H22V164H23V161H25V158H24V160H23V158H21V157H23V153H21V155L18 153L19 152V149H18ZM53 147V148H52ZM236 147V149H237V151H236V149L234 150V151H236V153L238 152V151H241V150H239V147L238 146H236V145H234V148ZM20 148V147H19ZM38 148V149H37ZM58 148H60V149H58ZM91 148V149H92ZM241 148V147H240ZM42 149V150H41ZM88 149V150H87ZM244 149V148H243ZM256 149H258L257 147H256ZM45 150V149H44ZM57 150H60L59 152L61 153H59V152H57ZM217 150H216V152H217ZM21 152H23L22 150H20ZM88 151H89V153L91 152V154L89 155V153H88ZM227 151V152H226ZM258 151V150H257ZM256 151V152H257ZM261 151H262V149H261ZM59 153L60 155H62L61 157H60V160H58V158L57 157H59V156H57L58 154H56V153ZM93 152V153H92ZM260 152V151H259ZM45 153H47V152H45ZM96 153V152H95ZM235 153V154H236ZM10 154L7 156L6 155V157H8L7 159H6V157L4 158V161H5V166H6V168L4 169V171L2 172V175H0V177L2 178V179H4L3 181H6V183H8V185H12L13 187H15V189H16V191H15V193L21 188V190L24 188V189H26L25 188V184L27 185L28 183H29V185H30V183H33L32 182V180L31 179H29V178H27V176H26V174L24 173V169L22 170V168H18V169H21L22 171H20V175L19 176H17V177H19L20 179H19V181L17 180L16 181V179H17V177H15V174L18 172V170H16V168L17 167H15L16 165L13 163L14 161H15V158H14V160L13 159H11L10 160V158H11V156H10ZM54 154L57 156H55L54 157ZM230 154V155H229ZM92 155V156H91ZM225 155L223 156V157H225ZM41 156V159H43V157ZM53 156V157H52ZM92 158H91V157ZM46 157H49V160L50 161H48V158H46ZM52 157V158H51ZM96 157V158H95ZM93 158H95V159H93ZM93 159V160H92ZM96 159H98L99 160V163L97 162V161H95ZM11 161L12 162V160H13V162L11 163V162H9V161ZM27 160V159H26ZM57 161V162H56ZM102 161H104V162H102ZM26 162V161H25ZM28 162V161H27ZM95 162H97V164L95 163ZM8 163H10L11 165L12 164H14L15 166L13 167H11V165L9 166V164ZM59 163V164H58ZM7 164H8V167H7ZM29 165V163H25V165ZM31 164V163H30ZM50 164V165H49ZM61 164H63V165H61ZM244 164V163H243ZM45 165V164H44ZM43 165V166H44ZM60 165V166H59ZM71 165V166H72ZM105 165V166H104ZM234 165H236L235 163H234ZM41 166V165H40ZM46 166H44V167H46ZM57 166H58V168H57ZM263 166H264V164H263ZM27 167V166H26ZM49 167H48V169H49ZM55 167V168H54ZM8 168H10L11 170L13 169L14 171H16L15 173H14V171H13V173L11 172V170H9ZM47 168V167H46ZM60 168V169H59ZM67 168V167H66ZM65 168V169H66ZM42 169V168H41ZM40 169V170H41ZM231 168L230 167H226V169H225V171H227V174L229 173V170H230ZM37 170H39V169H37ZM70 170H71V172H70ZM73 170V171H72ZM100 170H101V172H100ZM8 171V172H7ZM11 173V175H8V174H6V173ZM22 172V173H21ZM64 172H65V170H64ZM67 172V171H66ZM72 172H73V174H72ZM103 172H107V174L106 173H103ZM6 174V175H4V174ZM9 173V174H10ZM39 174H40V172H38ZM19 173H17V175H18ZM38 174V175H39ZM44 174V173H43ZM49 173H47V175H48ZM71 174H72V176H71ZM105 174V175H104ZM153 173H151L150 175H152ZM12 175L15 177V179L12 177ZM38 175H37V172H36V179H41L40 177H38ZM74 175V176H73ZM112 175H114V174H112ZM229 175H231V174H229ZM114 176H116V175H114ZM153 177H154V174L152 175ZM152 176H150V178L152 177ZM12 177V178H11ZM73 177V178H72ZM75 177V178H74ZM109 179H108V178ZM152 177V178H153ZM261 177V176H260ZM51 178V179H50ZM180 178H181V180H180ZM250 178V177H249ZM29 179V180H28ZM261 180H262V178H260ZM260 179H259V177H256L255 176V174H254V177L251 179L252 180V185H253V190H254V193H255V195H256V198H257V202L258 203H260L263 207H264V191H263V186H260V185H263L264 183L263 182H261L260 181ZM42 180V179H41ZM108 180H110V182H108ZM171 180V179H170ZM178 182H177V184H178V186H179V188L180 189H178V190H176V191H174V193L173 194H169V195H167V196H165L164 198H162V197H160L159 196V198H160V201H158L159 203V206L160 207H162L163 209H166V208H172V209H174L176 206H178L179 204V201H188V202H192V201H194V200H196V198L194 197V196H198V194H200L201 193V191H205L204 189H202V183H201V181H200V179H198V178H196V177H194V176H192V177H190L189 179H187V183H186V185H184V183H182L183 182V178L180 176L179 178H178ZM38 181V180H37ZM49 183H48V182ZM181 181V182H180ZM43 182H45V183H43ZM167 182H168V185H171V186H173V183H171L170 184V182H169V180H167ZM172 182H174V181H172ZM176 182V181H175ZM175 182H174V184H175ZM5 183V182H4ZM4 183H3V187L6 185V186H8L6 183H5V185H4ZM156 183V182H155ZM154 183V184H155ZM260 183H263V184H260ZM53 184H55V185H53ZM113 184L114 185H116L115 187H114V189H113V191H116L117 190V192H113V191H111V192H108L105 188H107V189H112L113 188ZM154 184H153V186H154ZM0 185H2V184H0ZM16 185H18V187L16 186ZM29 185H28V188H29ZM123 185H125V186H123ZM176 185V184H175ZM5 186V187H6ZM34 186V185H33ZM57 186V188H56V191L55 190H53V189H51L50 187H53V188H55ZM123 186V187H122ZM2 187V186H1ZM0 187V188H1ZM2 187V189H0V194H1V190H3V189H5V188H3ZM9 187V189H10V186H8ZM12 187V188H13ZM23 187V188H22ZM60 187V188H59ZM102 187V188H101ZM109 187V188H108ZM120 187V188H119ZM7 188V187H6ZM19 188V189H18ZM74 188V189H75ZM117 188V189H116ZM119 188V189H118ZM121 188H124V190L125 191H121L122 189ZM8 189V188H7ZM8 189V191H10L11 192V190H9ZM14 189V190H15ZM78 189H80V188H78ZM116 189V190H115ZM213 189V193H217L218 195H221V196H225L226 195V192H225V190H224V188L223 187H221L220 186V188H212ZM6 190V189H5ZM119 190V191H118ZM200 190V191H199ZM26 191H28L29 192V190H27L26 189ZM51 191H53V192H51ZM88 191V192H87ZM103 191H105V192H103ZM107 191V192H106ZM208 191V190H207ZM6 192V191H5ZM12 192H13V189H12ZM24 192V191H23ZM35 192H38V191H35ZM58 193V196H55V195H57V193ZM64 192V193H63ZM122 192V193H121ZM128 194H127V193ZM209 192V191H208ZM18 193V192H17ZM42 193V194H41ZM53 193H56L55 195L53 194ZM62 193V194H61ZM77 193H78V195H77ZM113 193V194H112ZM130 193V194H129ZM6 194H7V192H6ZM10 194V193H9ZM11 194H14V193H11ZM10 194V195H11ZM61 194V195H60ZM76 196H75V195ZM85 195V196H83V195ZM90 194V195H89ZM2 195V194H1ZM9 195V196H10ZM27 195H29V194H27ZM31 195H32V197H31ZM39 195H41V196H39ZM51 195H52V197H53V195H54V197L56 198H54L52 201H51V199H52V197H51ZM67 196V198L66 197H64V196ZM81 195V196H80ZM4 196V195H3ZM16 196H18V195H16ZM61 196H63L64 198H61ZM80 196V197H79ZM20 197V196H19ZM19 197H18V199H19ZM83 197V198H82ZM227 198H229L230 196H228V194H227V196H226ZM6 198H8V194H7V196L5 197V199ZM11 199H12V196L10 197ZM28 198V199H29ZM62 199V200H60V199ZM78 198L80 199V200H78ZM82 198V199H81ZM156 198V197H155ZM158 198V199H159ZM16 199H17V197H16ZM50 199V203H52V205H55V204H57L58 203V205L59 206H57V205H55V206H57V207H55L54 208V206L51 208V207H49L48 205H50V203H49V200ZM60 200V201H59ZM154 200L155 199H149L148 200V202H149V206H150V208H154V209H157V207L155 208V206H156V204H157V202H154ZM13 201H15V200H13ZM17 201H19V200H17ZM16 201V202H17ZM27 201V200H26ZM30 201V200H29ZM40 201H39V203H40ZM135 201V202H134ZM156 201V200H155ZM5 202H7V200H5ZM31 203H33L32 205H34V202L33 201H30ZM30 202H28V203H30ZM57 202V203H56ZM60 202H62V203H64L63 205H62V203L60 204ZM68 202V203H67ZM196 202H198V205L200 206V207H205V206H207V203L209 204V203H211L212 201L209 199V197H205V199H201L200 198V196L198 197V200H196ZM8 203V202H7ZM13 203V202H12ZM15 203V202H14ZM183 203H185V202H183ZM18 205H19V203H17ZM67 205V206H64V205ZM70 206H69V205ZM81 204V206H82V204H85V205H83L82 206V209L81 208H79L80 205ZM61 205V206H60ZM12 206H13V204H12ZM12 206H10V208H11V211H10V209H9V211H8V213H10V215H12L13 216V219L15 218H18V220L16 219V221H18L19 223H17L16 222V224H18L19 225V228L20 227H22V225L20 224V222L21 221H19V219L21 218L20 216H22L23 214H22V211L20 210V212L19 211H17V212H15L14 211V213H12V209H14V208H12ZM15 206V205H14ZM35 206V205H34ZM51 206V205H50ZM73 206V205H72ZM85 206V207H84ZM158 206V207H159ZM18 207H20V206H18ZM25 207V206H24ZM24 207H22L21 209L23 210V208ZM31 207H33V206H31ZM31 207H28L27 208V206H26V210H25V208H24V211H26V213H27V211H28V219H32V221L31 222H33L34 223V221H33V219L35 220L36 219V217H38V219H39V214H40V212L38 211H36V209H34L33 208V210H34V212H33V210H31L30 208ZM73 207V208H74ZM87 207H89L88 209L90 210H87ZM158 208V209H162V208ZM166 207V208H165ZM51 208V209H50ZM63 208V210H61ZM78 208V209H77ZM138 210H137V209ZM153 209V210H154ZM17 210V209H16ZM52 210V211H51ZM53 210H55V211H53ZM80 210H81V213H80ZM82 210H84V211H82ZM137 210V211H136ZM193 211L195 210V208L194 209H192ZM59 211H61V213L63 212L64 213V215L62 216V214H60L59 213ZM69 211V212H68ZM89 211V212H88ZM0 212H1V209H0ZM57 212V213H56ZM67 212L68 213H70V214H67ZM86 212H88V214H86ZM7 213V214H8ZM15 213H19L18 214V216H17V214L15 215ZM38 213V214H37ZM72 213V214H71ZM38 215V216H37ZM59 215V216H58ZM62 217H61V216ZM82 215V216H81ZM70 216V217H69ZM130 217L132 218V222L131 221H128V219H130ZM136 217V218H135ZM14 219V220H15ZM37 219V220H38ZM135 219V221H133ZM37 220H35V221H37ZM131 220V219H130ZM69 221V220H68ZM66 222H67V220H66ZM28 223V222H27ZM32 223V224H33ZM125 223V224H124ZM31 224V225H32ZM122 224H123V226H122ZM28 226H30V224H28ZM27 225H26V228L28 227ZM33 226H35V225H33ZM18 228V229H19ZM32 229L33 228H35V227H31ZM121 228H122V230L123 231H128L129 232V234L126 236V237H122L119 233H117L119 230H121ZM25 229V228H24ZM28 229L30 230V228L28 227ZM31 229V230H32ZM20 230V229H19ZM31 230L29 231V232H31ZM34 230V229H33ZM21 231H23V229L21 230ZM27 231V230H26ZM25 231V232H26ZM83 236L82 237H84V234H82ZM88 236V235H87ZM81 237V238H82ZM86 237H84V241H86V239H85ZM89 238H90V236H89ZM121 238H127V240H125V241H122V239ZM83 239V238H82ZM92 239V238H91ZM79 240H80V238H79ZM78 240V241H79ZM87 241H88V238H87ZM92 241V240H91ZM89 242H90V240H89ZM79 243V242H78ZM81 244H84V242H82ZM87 243H85V245H86ZM226 244H228V243H226ZM78 245H80V244H78ZM91 246H92V244H90ZM90 245H89V247H90ZM82 246V245H81ZM84 246V245H83ZM50 247V262L52 261L53 262V264H65L67 261V259H68V254H64V253H62V250L61 249H59V248H57L56 246H54V245H50L49 246ZM79 247V246H78ZM86 247V248H85ZM80 248V247H79ZM84 251L86 250V252L88 253V250L90 249H88L87 248V246H84ZM82 249V248H81ZM80 251V250H79ZM83 251V250H82ZM82 251H80V253H82ZM68 255V256H67ZM71 255V254H70ZM75 255V254H74ZM78 254H77V252H76V255L75 256H77ZM70 261H71V259H70ZM134 263H136V264H142L141 262L140 263H138L137 261H134Z\"/></svg>", "mask_w": 264, "mask_h": 264}]
</instances>
